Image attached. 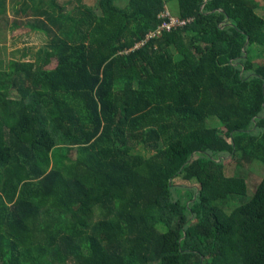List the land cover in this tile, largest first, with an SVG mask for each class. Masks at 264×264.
<instances>
[{"label": "trees", "instance_id": "trees-1", "mask_svg": "<svg viewBox=\"0 0 264 264\" xmlns=\"http://www.w3.org/2000/svg\"><path fill=\"white\" fill-rule=\"evenodd\" d=\"M73 1L0 0L4 42L49 39L0 46V264H264V176L227 175L264 166L260 3L178 0L192 21L133 49L167 0Z\"/></svg>", "mask_w": 264, "mask_h": 264}, {"label": "rangeland", "instance_id": "rangeland-1", "mask_svg": "<svg viewBox=\"0 0 264 264\" xmlns=\"http://www.w3.org/2000/svg\"><path fill=\"white\" fill-rule=\"evenodd\" d=\"M32 1V0H31ZM30 0H8V10L9 15L12 19H26L18 17L17 11H20V14L25 15V9L26 5L34 6V3H32ZM130 0H117L116 3L121 8H127L129 6ZM260 3L262 6L261 9H259L257 12L260 16L264 17V0H256ZM57 3L59 5V12L64 13L66 15H72L75 12V8L77 7V4L73 0H57ZM85 3L88 5L93 6L99 14H101V10L99 7V0H85ZM47 6H45L46 8ZM167 7L169 8V11L177 16L179 15V3L178 0H167ZM10 33H8V40L4 42L3 38L0 37V46L2 47V53L1 57L4 58L7 62L11 59H20L22 58L23 61H30V60H36L37 57L31 56V53H37L41 49L44 50V48L48 44V37L44 35L43 33H37L31 30L30 28L25 29H12ZM28 51L29 56L23 57L25 54L24 51ZM27 53V52H26ZM264 55V48L261 52H259V55ZM4 60V62H5ZM264 62V60H261ZM260 61V62H261ZM6 63V62H5ZM57 66V61L55 60L53 64L49 68H55ZM13 97H15V94H12ZM139 153H143L146 155H151L152 153H147L144 149L140 148L137 150ZM235 170L233 171V169ZM237 174H241L247 178V181L250 184V187H252L255 190V187L259 184V182L262 180L264 176V166L259 164L258 162H255L251 165H243L240 166L238 169L236 167H228L227 168V175L228 176H235ZM249 196L254 194V191L249 188ZM240 202H234L230 205L228 211L233 210L237 206H239Z\"/></svg>", "mask_w": 264, "mask_h": 264}, {"label": "built area", "instance_id": "built-area-1", "mask_svg": "<svg viewBox=\"0 0 264 264\" xmlns=\"http://www.w3.org/2000/svg\"><path fill=\"white\" fill-rule=\"evenodd\" d=\"M160 19L162 20L159 24L158 28L152 30L149 32V34L146 36V39L141 42L137 43L133 49H140L145 44H147L152 39H155L157 37H160L165 31H172L173 29H176L178 27L184 26L187 23L192 21V17L190 18H182L180 16L173 15L169 8L167 7L161 14Z\"/></svg>", "mask_w": 264, "mask_h": 264}, {"label": "crops", "instance_id": "crops-1", "mask_svg": "<svg viewBox=\"0 0 264 264\" xmlns=\"http://www.w3.org/2000/svg\"><path fill=\"white\" fill-rule=\"evenodd\" d=\"M21 29H25V28H21Z\"/></svg>", "mask_w": 264, "mask_h": 264}, {"label": "water", "instance_id": "water-1", "mask_svg": "<svg viewBox=\"0 0 264 264\" xmlns=\"http://www.w3.org/2000/svg\"><path fill=\"white\" fill-rule=\"evenodd\" d=\"M205 1H207V0H205Z\"/></svg>", "mask_w": 264, "mask_h": 264}]
</instances>
